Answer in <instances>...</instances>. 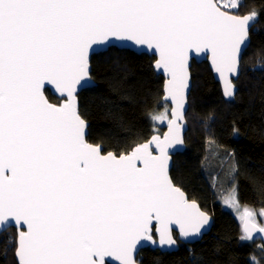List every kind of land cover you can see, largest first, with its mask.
Returning <instances> with one entry per match:
<instances>
[{
	"label": "snow or ice",
	"instance_id": "6c2138e0",
	"mask_svg": "<svg viewBox=\"0 0 264 264\" xmlns=\"http://www.w3.org/2000/svg\"><path fill=\"white\" fill-rule=\"evenodd\" d=\"M238 8L237 0H0V233L16 227V264H137V245L155 244L154 234L172 247L174 226L183 238L201 233L209 217L173 184L168 150L184 142L190 56L207 53L225 97H235L230 77L259 15ZM113 40L157 54L172 104L149 114L167 122L163 138L119 154L87 141L76 97L91 79L90 50ZM46 85L65 99L49 102ZM240 218L242 240L264 233L249 208Z\"/></svg>",
	"mask_w": 264,
	"mask_h": 264
},
{
	"label": "trees",
	"instance_id": "16d2710c",
	"mask_svg": "<svg viewBox=\"0 0 264 264\" xmlns=\"http://www.w3.org/2000/svg\"><path fill=\"white\" fill-rule=\"evenodd\" d=\"M253 10L259 15L233 101L223 98L208 63L193 64L187 148L173 159L172 181L214 218L213 230L201 242L180 244L174 252L143 250L139 264H264V243L242 240L239 217L224 204L235 193L240 206L264 209V0H241L232 11L245 15ZM155 60L116 48L92 57L96 85L78 95L79 114L89 124V143L119 154L164 133L163 125L149 115L164 111L167 104L165 79L156 73ZM46 95L52 103L62 101L48 90ZM15 237L13 228L0 236V264H16L10 242Z\"/></svg>",
	"mask_w": 264,
	"mask_h": 264
},
{
	"label": "water",
	"instance_id": "95a60500",
	"mask_svg": "<svg viewBox=\"0 0 264 264\" xmlns=\"http://www.w3.org/2000/svg\"><path fill=\"white\" fill-rule=\"evenodd\" d=\"M256 24H257L256 20H254L253 22L250 23V41H246L247 47L242 46L241 57H240V65H239V76L238 77H236V76H231L230 77L232 79V82L234 83V85L238 81V79H239V77L241 75L242 59L244 57L245 52L249 49V47L251 45V31H252L253 27ZM113 48H116V49H119V50H129V51H132V52H134L136 54H148L150 56H154L156 58V60L158 59L157 54H155L153 50H149L145 46L135 45L132 42H122V41L113 40V41H110L106 45H99V46L94 45L93 49L90 50V53H89L90 77H91V59H92V57L94 55H97V54L106 53L110 49H113ZM156 60H155V62H156ZM204 62L208 63L209 68H210V70H211V72L213 74L214 80L219 84V86L221 88V92H222L223 98L226 101H233L235 99L237 91H238V89H237V87L235 85V97H234V99L233 98H226L225 95H224L223 80L219 76V74L214 71V66L211 63V60H210L208 54L207 53H196V54H193L192 56H190L189 67H188V70H189V73H190V79H189V82H188L189 87L186 90L187 103H186V106H185L186 122H183V121L181 122L183 126L181 128V133H180V135H181V137H182L184 142H183V144H177V145H175L174 147H172V148H170L168 150L169 151V156H170V161H169V175H170V177H171V171L173 169V159H174V157L179 155V154H183L186 151V148H187V146H186V134L188 133V129H189L188 128V123H187V115H188L189 108H190V105H189L190 95H191V92L193 90V78H192L191 69H192V66H193L194 63L202 64ZM154 69H155L157 74L163 76V78L165 79V83H166L167 76H166V74L163 73V70L156 69L155 68V63H154ZM95 85H96V83H95L94 79L91 77V79L88 80V81H82L81 82V86L77 87L76 97H77V106L78 107H79L78 95L80 93H82L85 89L90 88V87H94ZM164 88H165V84H164ZM46 90H48L53 97H56V98H58V99H60L62 101L65 99V97H61L59 95V93L55 90V86L54 85H46V87H45V95H46ZM163 91H164V89H163ZM46 97L49 100V97L47 95H46ZM49 102H51V101L49 100ZM165 103H167L170 106V109L172 108V104L170 102H165ZM78 112H79V110H78ZM88 126H89V124L86 122V129H85V137H86V139H87L88 134H89ZM164 129L165 130H164V133L162 135H160V134H156V135H159V136H161V138H163V135L168 132V125H166L164 127ZM101 148H102V151L104 153H107V152H105L103 146H101ZM173 184H174V182H173ZM176 187H178V186H176ZM178 188H180V187H178ZM180 190L184 193L185 198L190 203L194 202L202 212L207 214V216L209 217V223L207 225H205L201 229V233L199 235L193 236V237H187V238L181 237L180 234H179L178 226H174V233L173 234H174V238L176 239L177 243H176V245H174L172 247H169L167 245L161 246L159 244L158 236H156L154 234V239H156V241H157L155 244H153L151 241H141L140 244L137 245V250L134 253V258L136 259V261L138 260L140 252L142 250L153 249V250H160L162 252H174V251H177L179 249V245L180 244L192 245L194 243L201 242L204 239L205 236L209 235L212 232L213 227H214V218L210 214H208L207 212L203 211L201 209L200 205L196 201H193V200L189 199L187 194L181 188H180ZM242 225H243V223H242ZM11 228L16 230V227L14 225H12V226H9L4 232H6L7 230H9ZM4 232L0 233V236ZM253 238L259 239V240H261L264 243V233H261L259 231H254L253 234H252V237L249 240H252ZM15 259H16V257H15ZM106 264H118V262L113 261L112 258H106ZM137 264H139L138 261H137Z\"/></svg>",
	"mask_w": 264,
	"mask_h": 264
},
{
	"label": "rangeland",
	"instance_id": "374dc122",
	"mask_svg": "<svg viewBox=\"0 0 264 264\" xmlns=\"http://www.w3.org/2000/svg\"><path fill=\"white\" fill-rule=\"evenodd\" d=\"M237 3L239 4V6H240V3H241V0H237ZM234 12V11H233ZM239 14V13H238ZM159 124H161V125H163V127H165L166 125H167V122H165V123H159ZM238 151H242V150H238ZM243 156H245V153H244V151H243ZM235 200H236V196H235V193H230L228 196H227V198L225 199V206H227V208L228 209H226L224 206V208L226 209V210H230L231 212H232V214L233 215H235V217L238 219V217H239V219L241 220V221H243L240 217L243 215V212H244V209H245V207H242V206H240L238 203H236L235 202ZM231 202V203H230ZM223 205V204H222ZM248 208V207H247ZM250 210H252L253 211V213H254V219H255V221L257 222V224L258 225H264V218L262 217V216H260V212H257L256 210H253V209H251V208H249Z\"/></svg>",
	"mask_w": 264,
	"mask_h": 264
},
{
	"label": "bare ground",
	"instance_id": "6f19581e",
	"mask_svg": "<svg viewBox=\"0 0 264 264\" xmlns=\"http://www.w3.org/2000/svg\"><path fill=\"white\" fill-rule=\"evenodd\" d=\"M197 64V63H196ZM213 75V74H212Z\"/></svg>",
	"mask_w": 264,
	"mask_h": 264
}]
</instances>
